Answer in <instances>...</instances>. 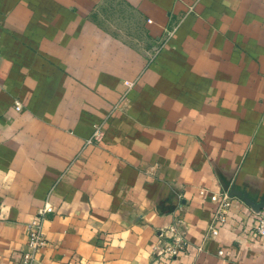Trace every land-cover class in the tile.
<instances>
[{
    "label": "crops",
    "instance_id": "0c3cea01",
    "mask_svg": "<svg viewBox=\"0 0 264 264\" xmlns=\"http://www.w3.org/2000/svg\"><path fill=\"white\" fill-rule=\"evenodd\" d=\"M46 202L39 264H264V0H0V264Z\"/></svg>",
    "mask_w": 264,
    "mask_h": 264
},
{
    "label": "built area",
    "instance_id": "2783aa9c",
    "mask_svg": "<svg viewBox=\"0 0 264 264\" xmlns=\"http://www.w3.org/2000/svg\"><path fill=\"white\" fill-rule=\"evenodd\" d=\"M126 86L132 87V84L126 83ZM18 110L19 107H16ZM100 127H95L93 135L90 139L86 141V144L89 145L93 143L100 134ZM201 196L206 194L205 191L199 192ZM211 202L215 204L214 215L212 218V223L209 227L210 234H217V229L219 226H222L226 220V215L231 208V198L226 194L218 195H209ZM52 212V207L49 203H45L42 208H40L31 219V221L26 226V249L21 252L20 264H39L38 255L43 251L47 245V241L44 234L43 223L47 214ZM253 212V222L251 230L253 234L263 243L264 245V207L257 211ZM169 232L172 234H177L175 228L169 229ZM181 247V243L178 240L173 239L169 245H160L158 247L159 254L162 258H174L178 255V250ZM219 255H222V252H219Z\"/></svg>",
    "mask_w": 264,
    "mask_h": 264
}]
</instances>
